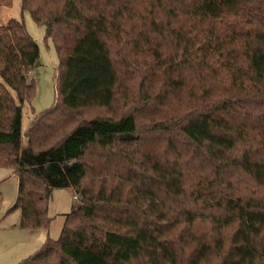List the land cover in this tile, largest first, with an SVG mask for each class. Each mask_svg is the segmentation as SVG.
Returning a JSON list of instances; mask_svg holds the SVG:
<instances>
[{
	"label": "trees",
	"instance_id": "obj_1",
	"mask_svg": "<svg viewBox=\"0 0 264 264\" xmlns=\"http://www.w3.org/2000/svg\"><path fill=\"white\" fill-rule=\"evenodd\" d=\"M20 9L44 27L59 67L54 104L31 120L23 147L21 105L35 94L24 72L39 49L21 20L0 26V168L18 180L13 209L34 231L50 224L53 190L81 200L60 238L20 264H264V0H21ZM124 48L121 61L150 59L145 76L163 65L171 74L154 96L141 86L143 105L165 106L182 90L198 103L154 120L152 131L175 140L144 155L140 175L116 160L115 149L140 140L136 108L112 109L123 75L114 56ZM223 83L236 93L207 101ZM88 108L113 114L74 116L58 136L46 134L44 118ZM92 150L110 164L96 194L82 189Z\"/></svg>",
	"mask_w": 264,
	"mask_h": 264
},
{
	"label": "rangeland",
	"instance_id": "obj_2",
	"mask_svg": "<svg viewBox=\"0 0 264 264\" xmlns=\"http://www.w3.org/2000/svg\"><path fill=\"white\" fill-rule=\"evenodd\" d=\"M21 0H9L8 5L0 4V26L10 20H21L28 35L36 42L39 49L38 65H34L24 72L25 79L33 81L35 85L34 98L30 103L21 105L22 110V138L21 144L23 147L27 145L26 130L30 125L31 120L37 116L46 113L51 109L56 98L55 82L59 60L55 52L54 45L51 40L45 38L44 27L36 25L28 12H21ZM138 32V30L136 31ZM115 51V50H114ZM127 49L124 48L119 53V57L114 56L115 60L121 61V56L127 57ZM150 61L141 55L134 58L130 63L120 62V69L123 72L121 82L116 90V99L113 103V111L117 116H121L123 112L136 108V116L138 122L139 141L130 146H124L121 149H115L116 160L129 161L134 171V175H140L141 168L138 167V161L144 155L159 153L165 147L167 141L175 140L172 135L162 132H154L151 130L152 123L159 116L165 115V121L176 118L184 113H187V102L192 100L197 103V96L192 95L187 90L181 92L170 93L165 102V106H158L153 109L152 104L145 106L137 96L140 95L141 86L142 93L152 94L153 96L160 92L161 82L164 76L168 77L171 74L162 71L165 67L154 68V75L145 76L141 69L142 63ZM146 78L147 82L142 81ZM0 84L4 85L0 77ZM228 83H223L218 87L215 93L208 96L207 101H215L228 97L229 94H234L236 91L227 86ZM13 99L17 102L14 92L6 87ZM236 89V88H235ZM218 95L214 96V95ZM238 95V94H237ZM151 96V98L153 97ZM200 103V101H199ZM235 106H238L237 104ZM113 111H108L102 108H88L77 113L66 112L64 114L50 116L44 118V129L48 136H58L60 131L73 123L72 117L80 119H90L92 117H107L113 114ZM155 113V115H154ZM243 145V144H242ZM118 150L121 152L117 153ZM233 156H237L234 153ZM88 166L92 168L90 175L82 184V189H88L93 194L98 191V178H103V171L110 169V164L106 154H100L97 150H92L86 155ZM110 177H116L113 173ZM110 179V178H109ZM108 179V180H109ZM242 182V180L240 181ZM111 181L106 184V192L110 191ZM243 183V182H242ZM242 185H240V188ZM18 180L12 174L10 169L0 168V264H20L25 259L33 256L47 239L57 241L60 238L61 230L64 223V216L68 214L75 205L81 204L79 196H75L71 191L65 189L53 190L51 198L47 206V217L50 219L48 228L28 231L20 227V209H13V205L17 198ZM128 190L121 193L122 198H129ZM76 197V200H73ZM105 214V213H103ZM75 222V221H72Z\"/></svg>",
	"mask_w": 264,
	"mask_h": 264
},
{
	"label": "built area",
	"instance_id": "obj_3",
	"mask_svg": "<svg viewBox=\"0 0 264 264\" xmlns=\"http://www.w3.org/2000/svg\"><path fill=\"white\" fill-rule=\"evenodd\" d=\"M77 198L76 197H73V200H76Z\"/></svg>",
	"mask_w": 264,
	"mask_h": 264
},
{
	"label": "water",
	"instance_id": "obj_4",
	"mask_svg": "<svg viewBox=\"0 0 264 264\" xmlns=\"http://www.w3.org/2000/svg\"><path fill=\"white\" fill-rule=\"evenodd\" d=\"M36 65H38V64L36 63Z\"/></svg>",
	"mask_w": 264,
	"mask_h": 264
}]
</instances>
